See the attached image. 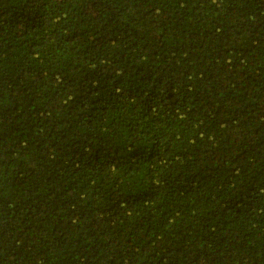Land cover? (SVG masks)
<instances>
[{"label": "trees", "instance_id": "trees-1", "mask_svg": "<svg viewBox=\"0 0 264 264\" xmlns=\"http://www.w3.org/2000/svg\"><path fill=\"white\" fill-rule=\"evenodd\" d=\"M0 264H264V0H0Z\"/></svg>", "mask_w": 264, "mask_h": 264}]
</instances>
